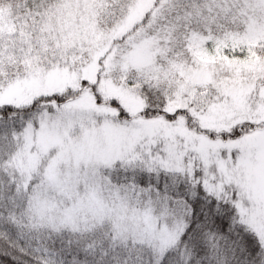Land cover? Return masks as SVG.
Returning a JSON list of instances; mask_svg holds the SVG:
<instances>
[{
	"label": "snow or ice",
	"instance_id": "1",
	"mask_svg": "<svg viewBox=\"0 0 264 264\" xmlns=\"http://www.w3.org/2000/svg\"><path fill=\"white\" fill-rule=\"evenodd\" d=\"M0 264H264V0H0Z\"/></svg>",
	"mask_w": 264,
	"mask_h": 264
}]
</instances>
